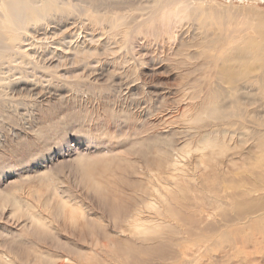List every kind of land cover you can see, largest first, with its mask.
Segmentation results:
<instances>
[{"label":"rangeland","instance_id":"obj_1","mask_svg":"<svg viewBox=\"0 0 264 264\" xmlns=\"http://www.w3.org/2000/svg\"><path fill=\"white\" fill-rule=\"evenodd\" d=\"M110 3L130 18L125 34L69 15L17 35L0 61V264H210L225 249L232 264H258L264 234H243L251 224L238 217L264 201V160L247 158L255 143L240 124L252 118L232 124L204 106L228 88L219 52L258 39L264 51L248 11L264 0ZM219 162L244 180L236 197L210 192ZM200 213L212 238L242 233L239 253L201 240Z\"/></svg>","mask_w":264,"mask_h":264},{"label":"bare ground","instance_id":"obj_2","mask_svg":"<svg viewBox=\"0 0 264 264\" xmlns=\"http://www.w3.org/2000/svg\"><path fill=\"white\" fill-rule=\"evenodd\" d=\"M110 1L111 0H0V61L2 58L6 57L5 56L6 50L8 51L13 50L12 47H14V44H16V41H18L17 35H22L23 33H26V34L36 33L39 27L43 28V25H46L52 20H55L56 18H59L60 20L65 19V16H69V15L70 16L75 15L79 18L80 17L89 18V21L96 24L94 25V28L95 26H97V24H101V23L103 24L102 21H105L107 24L106 23L104 24L108 25V28L112 30V35H122L123 33L125 34L127 32L126 27L129 23L130 18L128 17L127 14H124V20H123V18H118L116 15L111 14L112 5ZM216 6L217 7H215L213 4L212 7L217 8V10L220 11L219 5H216ZM222 8L225 9V7H222ZM248 11L251 14L250 17L253 16L251 17V19L249 18V16L248 18L254 21L257 25L256 33L258 32V35H260V38L264 39V12L256 11L255 14L252 15L253 12H251V10H248ZM208 12H209V9L206 13L208 14ZM102 13L105 15H102ZM206 13L203 12V14H206ZM215 14L217 15L219 13L217 12ZM211 15H214V14H211ZM252 21L250 22L253 23ZM91 26L92 25L87 26V27H91ZM4 35H10V38L6 39ZM148 37H149V34H148ZM36 39L37 38H35V40ZM215 40H217L216 37H215ZM221 40L223 39L221 38ZM244 41L247 42V40H244ZM222 43L223 42H221V44ZM48 45L50 44L48 43ZM204 45H203V47H205L204 49H209L211 47L208 44H206V46ZM261 48H262V44L259 43V39H258V42L248 41L247 44L244 43V45H238L237 47L232 48L228 52H225L224 50H222L225 53L223 52L222 53L219 52V54L217 53L218 55L215 56V58L217 59L216 64L218 68L217 75L219 76V79H220L219 82L222 86L227 85L228 88L227 89L223 88L222 90L220 89V91L223 92L222 95L216 92L217 88L215 90L212 89L213 91L210 93V95H208V98H207V101L210 100L209 104L204 106L205 110L209 112L210 116H212L213 118L219 119V120L227 119L231 121V119L233 120V118L234 120L235 118L237 119L239 118L240 120L244 121L247 118H250V119L252 118L251 120L249 119L250 121L246 123L244 122V124L240 122L239 120L238 122H240L244 130H250L252 132V134H249V133L248 134L250 135V139L254 140L255 147L253 150L252 148L248 150L250 151L248 153L249 156L248 157L246 156V157L249 158V157L254 156L255 154V156L252 157L251 159H254V160L257 159V161L258 159H261L262 161L264 160V51ZM252 51H254L253 54H251ZM76 52L78 54L83 55L84 58H87V56H90V52H87V51L86 53L81 52V51L80 52L76 51ZM252 63H254L253 67L250 66V64ZM243 81L246 82L247 89L250 91V87H251L253 91H251L250 93L246 91V93L248 94L242 93L244 92V90H246L245 87L240 85V82L243 84ZM255 112L262 113V114H260L259 117L257 118L255 115ZM233 121H231V123ZM206 145H211V141L206 142ZM226 166L228 165H226L225 162H219L217 164L218 168H211L212 170H210L209 174H207L209 178L208 181L211 180L212 183L214 182L218 185L217 188L212 189L210 192L213 193V191L216 189L217 192H214L213 193L214 195L218 193L219 191L221 192V187H224V188L226 187V188L231 189L232 190L231 195L236 197L237 194H239L240 184L244 183V180L239 181L238 179L239 182L232 181L233 179L230 180V177L228 175L229 173L227 174V171H226ZM255 176L256 177L258 176L257 172H255ZM255 184L256 182L252 185H255ZM247 196H248V192L245 194V197ZM213 199H214V203H215V200L221 203L220 199L219 200L217 198H213ZM184 200L185 198L182 197L181 201H184ZM263 202L264 201H253V202L247 203L249 205V209L243 212V214L248 213L249 214L248 218L243 219L244 218L243 214H240L241 216L238 215V217H240L239 219L240 223L248 219V221L251 224L249 226L243 227V234L247 230L249 231L255 230L258 232V234L260 233V236L262 235V233L264 234V219L262 217H259L264 214V211H262L264 210V208H262ZM203 206L204 205L200 206V208L203 209ZM208 206L211 207L212 203H209ZM201 209L199 210L201 211ZM198 216L199 217H196L195 220L193 221V224L195 225L197 230H200L201 234H203V232L206 233L207 228L201 227L202 222H203V214L200 213ZM229 216L230 214H228V217L225 219V221H227L228 226H230L232 223H235L234 220H236V217H237L236 215L235 217H232V215L231 217ZM180 219L185 224L188 222V220L185 217H182L181 214H180ZM209 219L211 221L210 227L212 226L211 231L213 232L217 231L215 225L212 224V223H215V221H212V216H209ZM174 228L175 230L178 229L177 227H174ZM209 235H210L209 233L204 234V237L201 238V240L203 242H207V241L211 242L212 239H214L215 248L219 247L220 245L221 246L224 245L226 247H229L231 250H233L232 244L233 243L237 244V250H236L237 253H239V249L242 248L245 243V239H243L242 233H238V232L234 233V235L232 233V236H228L222 230V232L216 234L214 238L210 237ZM238 235H241L240 238L237 237ZM246 250L248 251L247 248ZM222 255L223 256L212 259L210 264H232L230 261H228V257L226 256L227 255L226 249L222 251ZM257 255H259V257H257L258 264H264V248L261 247L260 245H259ZM251 259H254L253 254L251 256ZM12 262H10V264Z\"/></svg>","mask_w":264,"mask_h":264}]
</instances>
